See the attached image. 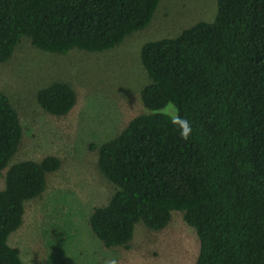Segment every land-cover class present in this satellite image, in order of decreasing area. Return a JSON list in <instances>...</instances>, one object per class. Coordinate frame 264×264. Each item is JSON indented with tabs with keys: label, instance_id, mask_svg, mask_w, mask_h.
Masks as SVG:
<instances>
[{
	"label": "trees",
	"instance_id": "16d2710c",
	"mask_svg": "<svg viewBox=\"0 0 264 264\" xmlns=\"http://www.w3.org/2000/svg\"><path fill=\"white\" fill-rule=\"evenodd\" d=\"M160 0H0V61L22 35L48 51H101L151 21ZM141 59L150 81L146 110L98 144V164L116 184L90 223L107 246H128L136 223L160 229L181 210L198 237L193 264H264V0H217L214 17L148 40ZM46 110L65 114L77 91L54 80L37 91ZM174 103L177 112L167 110ZM21 113L0 88V264H24L9 243L25 200L39 196L57 155L9 163ZM190 120L180 137L174 116ZM5 168V172L2 169Z\"/></svg>",
	"mask_w": 264,
	"mask_h": 264
},
{
	"label": "rangeland",
	"instance_id": "374dc122",
	"mask_svg": "<svg viewBox=\"0 0 264 264\" xmlns=\"http://www.w3.org/2000/svg\"><path fill=\"white\" fill-rule=\"evenodd\" d=\"M216 1L160 0L148 25L101 51H48L24 34L13 54L0 61V88L23 124L9 163L49 154L61 160L60 167L47 172L43 193L25 200L24 218L8 236L24 264H103L109 257L119 264H193L198 237L179 209L160 229L137 222L128 246L105 245L90 216L116 189L99 167L98 144L146 110L141 89L150 76L141 59L143 43L175 35L197 19L213 18ZM54 80L68 81L77 91L74 108L65 114L46 110L37 99V91ZM166 109L177 112L173 102ZM4 183L1 173L0 188Z\"/></svg>",
	"mask_w": 264,
	"mask_h": 264
},
{
	"label": "clouds",
	"instance_id": "9594fccd",
	"mask_svg": "<svg viewBox=\"0 0 264 264\" xmlns=\"http://www.w3.org/2000/svg\"><path fill=\"white\" fill-rule=\"evenodd\" d=\"M171 122L175 127L180 129L181 139L187 140L193 134L191 122L187 118H182L177 115L173 117ZM103 264H119V261L115 257H109L103 260Z\"/></svg>",
	"mask_w": 264,
	"mask_h": 264
}]
</instances>
